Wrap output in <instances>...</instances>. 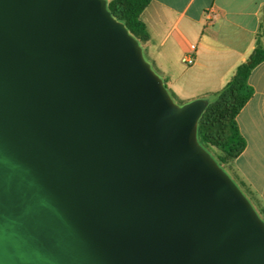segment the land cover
<instances>
[{"label": "water", "instance_id": "95a60500", "mask_svg": "<svg viewBox=\"0 0 264 264\" xmlns=\"http://www.w3.org/2000/svg\"><path fill=\"white\" fill-rule=\"evenodd\" d=\"M107 0H0V264H264V221Z\"/></svg>", "mask_w": 264, "mask_h": 264}, {"label": "crops", "instance_id": "0c3cea01", "mask_svg": "<svg viewBox=\"0 0 264 264\" xmlns=\"http://www.w3.org/2000/svg\"><path fill=\"white\" fill-rule=\"evenodd\" d=\"M142 20L149 33L145 56L185 104L210 100L257 47L264 48V0H153ZM186 56L193 65L184 63ZM249 84L254 94L237 117L247 146L232 167L264 208V62Z\"/></svg>", "mask_w": 264, "mask_h": 264}, {"label": "trees", "instance_id": "16d2710c", "mask_svg": "<svg viewBox=\"0 0 264 264\" xmlns=\"http://www.w3.org/2000/svg\"><path fill=\"white\" fill-rule=\"evenodd\" d=\"M107 1L108 9L113 16L127 26L129 32L141 45L145 43L149 39V33L145 22L142 20V13L153 0ZM263 62L264 48L259 46L249 59L237 68L235 75L228 84L214 95V99L209 100V105L199 121V142L207 150L208 146L217 148L221 153L220 161L224 164L233 165V162L246 149L247 141L240 131L237 117L254 94V89L249 84L250 75ZM172 96L175 97L173 93ZM216 161L221 166L220 162ZM229 175L231 174L229 173ZM232 179L236 182L234 178ZM236 184L250 200L256 211H258L259 206L256 204L253 193L245 183L240 181L239 183L236 182ZM261 209L264 213V208ZM257 213L259 214L260 212L258 211ZM261 219L264 221V218Z\"/></svg>", "mask_w": 264, "mask_h": 264}, {"label": "rangeland", "instance_id": "374dc122", "mask_svg": "<svg viewBox=\"0 0 264 264\" xmlns=\"http://www.w3.org/2000/svg\"><path fill=\"white\" fill-rule=\"evenodd\" d=\"M144 50V49H143ZM144 55H145V53H144ZM145 58L147 59V57L145 56ZM148 60V59H147ZM153 66V65H152ZM188 66H190V65H188ZM153 68H154V70L158 73V71H157V69L153 66ZM159 74V73H158ZM192 90H195V87H191V88H189V90L187 91V92H192ZM170 93H171V95H172V92L170 91ZM173 97V96H172ZM174 98V100H175V102L176 103H178V104H180V105H183V104H185L184 103V101H182V100H180V99H178L177 97H173ZM209 99H214V96L213 95H210V97H209ZM208 150H209V152L212 154V156L216 159V160H218L219 162H220V164H221V166L227 171V172H229L230 174H232V175H230V176H232V178H234L235 180H236V182H240L239 181V179L236 177V175L234 174V170H233V167H232V165L231 164H224V163H222L221 161H220V155H221V153H220V151L217 149V148H215V147H212V146H208ZM228 173V174H229ZM258 211L260 212L259 214H260V216H261V218H264V213L262 212V209L259 207L258 208ZM257 211V212H258Z\"/></svg>", "mask_w": 264, "mask_h": 264}, {"label": "built area", "instance_id": "2783aa9c", "mask_svg": "<svg viewBox=\"0 0 264 264\" xmlns=\"http://www.w3.org/2000/svg\"><path fill=\"white\" fill-rule=\"evenodd\" d=\"M184 63L188 64V65H193L195 60L193 57H190V56H186L184 59H183Z\"/></svg>", "mask_w": 264, "mask_h": 264}]
</instances>
